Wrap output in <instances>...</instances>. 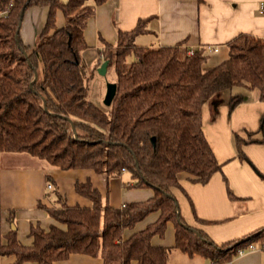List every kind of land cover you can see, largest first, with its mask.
<instances>
[{
  "label": "trees",
  "instance_id": "16d2710c",
  "mask_svg": "<svg viewBox=\"0 0 264 264\" xmlns=\"http://www.w3.org/2000/svg\"><path fill=\"white\" fill-rule=\"evenodd\" d=\"M104 1L0 0V154L26 153L59 169L90 168L106 180L126 171L129 186L151 187L153 195L113 207L102 204L88 179L75 181L76 192L91 201L89 207L68 205L61 196L58 207L41 205L64 228L32 226L30 246L17 239L14 228L0 233V255L14 256L12 264H53L73 253L99 256L102 264H169L171 248L151 242L154 235H164L169 221L173 247L212 264L230 262L250 245L264 249V225L215 243L184 221L171 190L180 187L181 172L205 184L221 170L203 132L204 104L214 118L220 105L232 110L243 101L235 88L257 89L264 101V39L240 32L226 43L227 56L204 69L203 47L188 48L182 41L138 45L135 38L145 31L146 21L140 18L132 29H118L115 42L100 38L103 46L90 67L80 54L87 48L83 29ZM34 5L47 6L48 13L39 42L28 46L20 25ZM57 10L65 18L60 27L55 25ZM104 60L113 67L117 84L109 109L87 97L88 81ZM245 134L234 133L239 159H246L243 145L264 144V113L258 129ZM154 212V221L124 237L125 230Z\"/></svg>",
  "mask_w": 264,
  "mask_h": 264
},
{
  "label": "crops",
  "instance_id": "0c3cea01",
  "mask_svg": "<svg viewBox=\"0 0 264 264\" xmlns=\"http://www.w3.org/2000/svg\"><path fill=\"white\" fill-rule=\"evenodd\" d=\"M262 1L106 0L96 6L93 15L86 20L83 38L87 48L80 54L85 60L84 53L93 50L90 62L85 60L88 66H93L97 51L103 46L100 38L113 43L118 29H132L138 19L145 18V31L136 36L135 42L138 39L141 42L147 36L151 40L138 45L161 46L182 41L188 48L203 47L207 55L203 68L208 69L227 56L226 43L238 33H249L264 39V13L259 10ZM47 13V6L34 5L26 9L20 25V37L24 44H35L45 26ZM64 22L62 11L57 10L55 25L60 27ZM52 31L50 29L49 33ZM206 46L216 47L217 50L210 52ZM114 80L115 77L111 81ZM233 92L244 94L243 101L234 109L228 110L227 105H220L214 118L207 104L201 109L203 132L216 159L222 163L221 170L214 172L205 184L193 182L187 173L181 172L178 174L180 187L171 189L184 221L203 230L217 244L264 225V144L243 145L246 159H239L234 142V133L245 137L246 131L258 129L264 113V101L259 99L257 89L235 88ZM12 155L15 154H0V233L5 235L14 228L17 239L24 246L32 244L33 238L29 234L32 226L38 225L43 230H48L51 225L64 228L41 205L60 206L58 196L68 205H91L87 197L76 192L75 181L88 179L99 191L102 204L113 207L145 200L153 195L151 187L129 186L132 180L126 171L106 180L104 175L93 169H59L31 155L27 161H23L24 156H17V163H10L8 159ZM48 184H51L50 188ZM195 215L203 221H197ZM157 216L158 212L149 214L136 223L133 230H125L124 237L144 228ZM151 242L170 247L171 254L177 249L173 247L174 224L169 221L164 235H154ZM183 254L187 257L182 260L185 264H212L200 255ZM13 261L14 256L0 255V264H12ZM23 264L34 263L26 261ZM53 264H102V259L73 253ZM222 264H264V249L256 247Z\"/></svg>",
  "mask_w": 264,
  "mask_h": 264
},
{
  "label": "rangeland",
  "instance_id": "374dc122",
  "mask_svg": "<svg viewBox=\"0 0 264 264\" xmlns=\"http://www.w3.org/2000/svg\"><path fill=\"white\" fill-rule=\"evenodd\" d=\"M142 41L140 42V39H138L136 41V43L140 44V43H148V41L151 40L150 36L144 37V39H141ZM35 44H32L33 46H35L38 42H39V38L35 40ZM94 54L93 50H89L86 51V53H84V58L86 60V62H90V57ZM101 64V63H100ZM99 64V65H100ZM98 65V66H99ZM91 67V66H90ZM107 72L105 75H100L98 74L97 70L95 69V71L93 72L92 77L89 79L88 81V94L87 97L90 101H92L94 104H96L98 107H100L101 109H109V106L105 105L103 103V96H104V92H105V85L107 81H111L114 77V70L113 67L110 66L109 68H107ZM104 88V90H103ZM246 136V134H245ZM9 154H15L12 155L11 157H9V162L10 163H17L18 160H15L17 156H24V160L23 161H27L28 158H30L29 154L26 153H22V155L18 154V153H10ZM8 156V155H6ZM41 162H45V161H41ZM46 164V162H45ZM184 256V257H183ZM183 258H187L186 255H184L179 249H174L172 251V253L170 254V264H185ZM200 258V257H197ZM192 264V263H190Z\"/></svg>",
  "mask_w": 264,
  "mask_h": 264
},
{
  "label": "water",
  "instance_id": "95a60500",
  "mask_svg": "<svg viewBox=\"0 0 264 264\" xmlns=\"http://www.w3.org/2000/svg\"><path fill=\"white\" fill-rule=\"evenodd\" d=\"M107 64H108V60H104L101 62V64L96 68L98 74H100V75L106 74ZM36 77H37V74L35 73L33 80H35ZM30 85H31V83H30ZM116 87H117L116 82H114V81H107L106 82L105 93L103 96V103L105 105L109 106L111 104V102L115 96V93H116ZM151 141H152V143H154V137L151 138Z\"/></svg>",
  "mask_w": 264,
  "mask_h": 264
},
{
  "label": "built area",
  "instance_id": "2783aa9c",
  "mask_svg": "<svg viewBox=\"0 0 264 264\" xmlns=\"http://www.w3.org/2000/svg\"><path fill=\"white\" fill-rule=\"evenodd\" d=\"M259 10H260L261 12L264 13V1H262V2L259 4ZM206 50H208V51L211 52V51H216L217 49H216V47L206 46ZM47 187L50 188V187H51V184H48ZM256 247H260V248H262V245H261V244L250 245L247 249H242V250H240L239 255L242 254V253H244L245 251H248V250L254 249V248H256Z\"/></svg>",
  "mask_w": 264,
  "mask_h": 264
}]
</instances>
